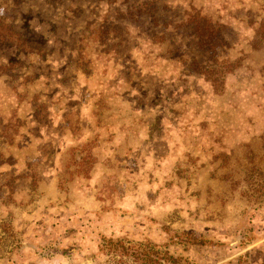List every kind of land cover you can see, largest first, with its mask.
I'll list each match as a JSON object with an SVG mask.
<instances>
[{
  "label": "rangeland",
  "instance_id": "rangeland-1",
  "mask_svg": "<svg viewBox=\"0 0 264 264\" xmlns=\"http://www.w3.org/2000/svg\"><path fill=\"white\" fill-rule=\"evenodd\" d=\"M138 1L0 0L32 47L0 46V264H111L103 237L264 264V0Z\"/></svg>",
  "mask_w": 264,
  "mask_h": 264
},
{
  "label": "trees",
  "instance_id": "trees-1",
  "mask_svg": "<svg viewBox=\"0 0 264 264\" xmlns=\"http://www.w3.org/2000/svg\"><path fill=\"white\" fill-rule=\"evenodd\" d=\"M137 14H148L153 16L156 11L155 0H140L135 4ZM188 24L192 26L195 37L202 48H206L212 57V63L205 61L197 63V67L217 92L223 86L224 74L236 67V62L229 58H223L221 63L217 62L218 47L223 45V36L215 31L212 23L206 15L198 11L187 12ZM256 36L264 41V16L259 20L256 27ZM11 44L20 50L31 52L32 47L29 40L16 30L9 17L0 12V46ZM166 246L156 244L151 240L132 241L126 238H105L100 243V251L108 256L111 264H177V257L169 252Z\"/></svg>",
  "mask_w": 264,
  "mask_h": 264
}]
</instances>
